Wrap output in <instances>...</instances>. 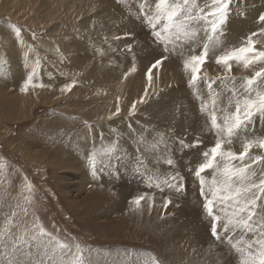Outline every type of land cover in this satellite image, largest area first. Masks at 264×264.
<instances>
[{
    "label": "rangeland",
    "instance_id": "rangeland-1",
    "mask_svg": "<svg viewBox=\"0 0 264 264\" xmlns=\"http://www.w3.org/2000/svg\"><path fill=\"white\" fill-rule=\"evenodd\" d=\"M156 2L0 0V264H242L249 251L259 258L254 233L245 235L242 226L223 230L233 209L218 199L213 215L221 239L213 238L214 220L204 207L200 180L207 191L214 178L223 182L225 168L247 164L258 181L264 149L257 143L243 160L218 157L200 177L195 172L211 158L203 153L218 139L222 151L237 157L245 143L264 139V117L258 113L231 142L211 125L213 99L221 124L246 95L244 81L264 67V58L252 54L247 67L233 60L228 71L216 63L218 56L249 46L251 34L255 52H264V0H231L226 23L216 33L208 15L213 0H190L194 15L184 23L198 33L194 44L156 16ZM111 7L123 19L91 17ZM125 16L126 22L137 19L139 28L126 24ZM204 44L208 58L193 82L184 63L201 54ZM147 54L150 65L136 93L134 74H141L139 62ZM116 57H127L129 67ZM169 59L179 64L177 81ZM180 90L208 126L206 134L180 124L189 115ZM177 156L183 162L178 166ZM174 174L182 178L180 190L176 181L164 184ZM120 185L129 188L128 199L118 195L127 189ZM258 204L264 213V201Z\"/></svg>",
    "mask_w": 264,
    "mask_h": 264
},
{
    "label": "snow or ice",
    "instance_id": "snow-or-ice-1",
    "mask_svg": "<svg viewBox=\"0 0 264 264\" xmlns=\"http://www.w3.org/2000/svg\"><path fill=\"white\" fill-rule=\"evenodd\" d=\"M189 3L190 0H182V4H177L175 0H171V2H169V0H157L155 8L157 17L167 19L173 28L183 31L185 38L190 44H194L198 34L191 31L190 28H187L184 23L186 18L191 19L194 15V13L189 10ZM230 4L231 0H213V9L208 13V15L212 17L210 28L213 33H216L218 29L222 30V26L226 23L227 17L230 14ZM145 15L147 16L148 14L145 13ZM261 19H264V17H261ZM156 35H159V33H156ZM251 35L248 41L249 46H241L231 50L230 53L218 56L216 58V63L222 65L226 70L231 71V62L233 60L242 62L245 67L252 62V59L249 58L247 54H252V58H264V52L256 53L254 47L251 46ZM209 51L208 44H204L201 54L192 55L185 61L184 67L186 69L190 68L191 80L193 82L199 79L198 73L201 67L206 63ZM160 63L161 61L158 60L152 67H156ZM150 73L151 69H149V78ZM212 83V81L208 82L209 89H211ZM262 85H264V67H262L260 71H256L254 77L244 81L246 95L236 100L235 112L226 116L221 124L217 123V116L214 109L216 99H213L211 125L214 129L218 130L221 136L226 133L229 142H231V137L238 135L241 130L247 131L248 126L252 123L251 118L254 115L258 113L261 117H264V89H261ZM25 87H27V85H25ZM71 87L72 85H68L67 90H70ZM218 96L219 94L217 93V98ZM253 96H255V99H253ZM257 143L261 149H264V139H260L258 142L255 140L249 141L244 145V152L240 153L239 157H237L230 151L226 153L222 151V142L221 139H218L211 148L210 153H203V156L206 158L209 157V155L211 158L200 164L195 175L200 177L201 173L208 169H212L213 162H216L218 157L224 158L226 156L230 160L237 158L243 160L250 148ZM166 163L171 166L173 161L168 159ZM253 163H255V160H253ZM92 167L93 169L95 168L94 159L92 160ZM250 167V165L246 164L243 167L237 168L235 171L225 168L223 182H217L214 178L213 185L209 186L207 191H204L205 182L201 179V195L206 200L204 207L208 215L213 216L214 222L211 227L213 238L217 240L221 239L215 223L218 217L213 215V207L218 199L221 205L227 203L233 209L231 218L222 226L223 230L229 232L232 229L242 226L245 235L252 232L256 237L255 244L258 245V248L255 251L258 252L259 258H256L253 251H249L247 256L242 259V264H264V213L258 211V209L262 207L261 204H258V201H264V196L260 195L264 194V173L261 174L257 181V179L253 178L256 176V173L250 171ZM93 175H95L94 171ZM180 179L182 178L174 174L170 179H165L164 184L172 187V182L176 181L174 186L177 190H180ZM142 199V196L138 197L135 202L139 204ZM168 203H171V201H166L165 206H167ZM226 239L230 240L231 237H226ZM247 248L253 249V243L248 242ZM240 251L243 250L240 249ZM142 264H152V262L144 260Z\"/></svg>",
    "mask_w": 264,
    "mask_h": 264
},
{
    "label": "bare ground",
    "instance_id": "bare-ground-1",
    "mask_svg": "<svg viewBox=\"0 0 264 264\" xmlns=\"http://www.w3.org/2000/svg\"><path fill=\"white\" fill-rule=\"evenodd\" d=\"M75 0H73V2H74ZM99 1V0H98ZM105 1H107V0H105ZM88 2V1H87ZM89 3H91V4H93L92 2H89ZM97 3V2H96ZM108 3V2H107ZM106 4V3H105ZM100 5V4H99ZM74 6V5H73ZM113 7H114V5H112ZM76 7H77V5H76ZM113 7H111L110 9L111 10H109L108 8L107 9H103V11H101V12H99L101 9H97V10H95V11H97L96 13H93L92 14V16L91 17H100V18H108V19H115V20H117L116 19V17L115 16H119L120 14H118V13H116V12H114V10H115V8H113ZM90 8L91 7H88L86 10H84V8H83V10L85 11V12H87V13H89V10H90ZM93 8V7H92ZM75 9V8H74ZM82 10V11H83ZM94 11V12H95ZM91 12H92V10H91ZM112 14V15H111ZM111 15V16H110ZM121 17H122V19H123V16L122 15H120ZM110 17V18H109ZM129 16H125L124 17V20L126 19V18H128ZM74 18V17H73ZM97 19V18H96ZM110 19V20H111ZM135 18H132L131 17V19L130 20H127V22H126V20H125V23L127 24V23H129L130 25H132V27L134 28V29H136V28H139L138 26H137V19H136V21L134 20ZM92 20V19H91ZM98 21V20H97ZM85 22V21H84ZM73 23H75V22H73ZM81 23V22H80ZM87 24V23H86ZM90 24V23H89ZM93 24V23H92ZM126 24H125V26H126ZM77 25V24H76ZM79 25V24H78ZM98 25V24H97ZM97 25H96V27H97ZM99 26V25H98ZM104 26V25H103ZM124 26V27H125ZM95 27V26H94ZM127 27V26H126ZM90 28V27H89ZM98 28V27H97ZM100 28V27H99ZM88 29V28H87ZM141 29V28H140ZM129 30H131V29H129ZM198 34V33H197ZM198 39H199V37H198ZM198 41V40H197ZM196 41V42H197ZM228 42V41H227ZM212 50H214V47H213V49ZM216 50V49H215ZM214 50V51H215ZM212 53H215V52H212ZM148 56L150 55V54H147ZM148 56H146V57H144V59H143V61L142 62H139V69H138V72L137 73H141L140 75H137V74H134V76H135V81H134V84H133V86L135 87L134 89H135V91H136V93H140L141 91H142V86H141V82L143 81V76H144V74H145V72H146V70H147V66H149L148 64L146 65V61H148L149 60V58H150V56L148 57ZM114 58H115V56H113ZM138 56H137V52H135V58H137ZM117 59H115L114 61H117L118 63H121L122 64V66L123 65H125V66H128L129 65V63L127 62V57H124V58H122V59H118V57H116ZM156 58V57H155ZM159 58V57H158ZM170 60V59H169ZM168 60V61H169ZM146 65V66H145ZM168 65H170L171 66V68H172V70H173V73H172V78H173V80L174 81H177V79L179 78V76H177L176 75V73H178L179 75H180V72H179V70H178V66H179V64H178V62L177 61H175V60H170L169 61V63H168ZM118 66V65H117ZM124 66V67H125ZM129 67V66H128ZM118 69H119V67H118ZM121 69V71H122V68H120ZM126 70L128 69L127 67L125 68ZM143 69H145L143 72H141ZM117 70V69H116ZM116 70H113V71H115L114 73H116L117 71ZM156 70V69H155ZM121 71H119V72H121ZM124 71V70H123ZM118 72V73H119ZM126 72V71H125ZM130 72V71H129ZM129 72H127V73H129ZM15 74V73H14ZM117 74V73H116ZM122 74L123 73H121V75H120V78L122 77ZM129 75V74H128ZM116 76V75H115ZM168 77V76H167ZM177 78V79H176ZM180 78L181 79H183L181 76H180ZM167 79V78H166ZM172 80V81H173ZM166 82H169V81H167V80H165ZM173 81V82H174ZM124 82V81H123ZM172 82V83H173ZM179 82V81H178ZM168 85V84H167ZM121 86V85H120ZM183 85H181V87H182ZM214 88V87H213ZM123 89V88H122ZM176 88H174L173 90H175ZM182 89H184V87H182ZM125 90V89H124ZM185 90V89H184ZM184 90H180V93L182 94V98H180V99H182V100H184V102L187 100V102H185V105L189 108V115L187 116V117H185V119H186V123H184L183 122V119H180L179 121H180V124H183V125H188L189 127H192L194 130H196L197 132L198 131H200V130H205V133L204 134H206L207 133V131H208V126L202 121V119L198 116V112H193V107H192V105H191V101H188V99H187V92L186 91H184ZM214 90V89H213ZM126 91V90H125ZM125 91H123V94L124 93H126ZM127 91L130 93V91H131V88L129 87V88H127ZM128 92H127V94H128ZM175 92H177V91H175ZM205 92V91H204ZM134 94V92L131 94V95H133ZM203 94V93H202ZM130 95V96H131ZM126 97V96H125ZM132 97V96H131ZM168 97V96H167ZM130 98V97H129ZM128 100V99H127ZM163 100V99H162ZM165 100H167V98H165ZM190 100V99H189ZM97 108V107H96ZM223 108H224V106H223ZM222 108V109H223ZM223 111V110H222ZM222 111H220V112H222ZM226 111V110H225ZM224 113V112H223ZM227 114H228V112H227ZM178 121V122H179ZM206 126H207V128H206ZM201 128V129H200ZM209 136H204V139H205V141H206V139L208 138ZM233 143H235V141H233ZM177 154V153H176ZM175 157V156H174ZM61 158V157H60ZM177 158V161H176V165L178 166V165H181L183 162H182V160L177 156L176 157ZM140 161V160H139ZM147 165V164H146ZM135 168V167H134ZM141 168V167H140ZM161 168L164 170V171H166V167L165 166H161L160 167V170H161ZM144 169V168H143ZM154 169V168H153ZM152 170V169H151ZM168 170V169H167ZM144 171V170H143ZM108 172V171H107ZM158 172H160V171H158ZM169 172V171H168ZM161 173V172H160ZM157 175V174H156ZM110 182H112V181H110ZM126 182V181H125ZM125 182H123V184H127V183H125ZM190 183V182H189ZM112 184H113V182H112ZM120 184V183H119ZM136 184V183H135ZM135 184H127V185H129V186H131V187H135ZM191 184H195V181H193V180H191ZM79 187V186H78ZM116 187V186H115ZM118 187H121V189H123L124 190V188H127V189H125L124 191H120V194H118L119 196H121L122 197V199H125V198H129L128 196H127V194H126V190H128L129 188L127 187V186H125V185H120V186H118ZM117 188V187H116ZM109 196V195H108ZM115 197V196H114ZM120 197V198H121ZM191 197V196H190ZM119 198V197H118ZM124 201V200H123ZM120 203V202H119ZM122 203V202H121ZM117 205V204H116ZM122 205V204H121ZM182 205V204H181ZM186 206V205H185ZM184 206V207H185ZM183 209L180 207V214H181V218L182 219H184V220H186V223H187V225H190V222H189V220H187L186 219V213H184L183 211H185V210H183ZM188 213V212H187ZM144 216V215H143ZM195 219V218H194ZM193 219V220H194ZM145 224V223H144ZM143 224V225H144ZM192 226V225H191ZM192 228V227H191ZM175 230V229H174ZM195 230H193V232H194ZM175 232V231H174ZM197 233V232H196ZM195 233V234H196ZM193 235V234H192ZM200 235V234H199ZM196 238V237H195ZM192 241V240H191ZM190 243V242H189Z\"/></svg>",
    "mask_w": 264,
    "mask_h": 264
}]
</instances>
